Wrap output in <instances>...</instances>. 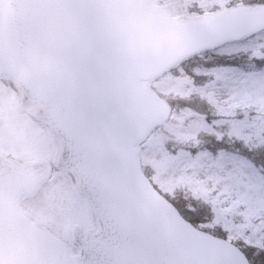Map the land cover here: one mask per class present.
<instances>
[{
    "label": "water",
    "instance_id": "1",
    "mask_svg": "<svg viewBox=\"0 0 264 264\" xmlns=\"http://www.w3.org/2000/svg\"><path fill=\"white\" fill-rule=\"evenodd\" d=\"M262 29L264 6L172 17L148 0H0V72L49 121L59 164L107 229L75 234L80 252L68 255L17 212L34 170L3 163L0 264H213L210 242L224 240L193 228L139 172L135 145L166 116L141 80Z\"/></svg>",
    "mask_w": 264,
    "mask_h": 264
},
{
    "label": "rangeland",
    "instance_id": "2",
    "mask_svg": "<svg viewBox=\"0 0 264 264\" xmlns=\"http://www.w3.org/2000/svg\"><path fill=\"white\" fill-rule=\"evenodd\" d=\"M148 6L165 7L172 17H197L235 7L264 6V1L149 0ZM251 45H264V29L241 40L214 47L217 52L213 60L229 63L234 57L240 56L249 63L260 62L259 59H252L251 52L245 51ZM204 60L207 65L198 69L194 82L182 70H179L176 76L171 75L175 66L142 82L165 103L168 119L172 116L170 103L176 104L177 101L190 96L206 102L209 108L205 113H199L176 107L173 120L170 123L162 122L161 125L165 126L160 132L148 134L138 144L136 155L146 171L145 178L163 197L169 202L178 199L183 202L180 203L182 206L192 210L195 209L194 205L207 207L202 209L208 220L201 222L197 229L216 231L222 240H226L227 235L238 229L264 225V212L251 207L242 194L225 191L223 182H218L217 171L212 167L213 160L221 152H225L253 162L257 169L262 168L257 165L263 164L261 160L255 162L258 150L246 151V142L242 137L248 135L247 125L258 124V118L264 117V90L258 85H253L251 81L242 83V74L262 71L264 66L261 65L257 69L232 65L217 66L209 65L208 57ZM222 71L231 79L217 80V74ZM0 96L3 97V93ZM25 106L30 107L29 104ZM23 109L26 119L32 117L26 107ZM44 123L37 124L39 127L29 123L25 127L27 134L24 136V146L19 147L20 151L28 146L38 151V147L44 146L40 143L45 139L44 134H37V130L42 132V129L38 128L46 127ZM250 131L255 134L258 129L253 128ZM166 142H174L176 146L167 147ZM232 142L236 143L238 148L232 147ZM47 149H40V154L48 153ZM250 155L254 159L247 157ZM226 163L230 168L231 162ZM62 189L68 204L60 211L59 203L52 195ZM19 201L20 199L18 203ZM21 207L26 209L27 215L35 219L36 223L43 225L57 239L65 242L71 254L77 253L78 247L69 236L70 227L77 224L85 229L94 224L93 219H90L93 218L90 207L81 195L73 175L71 180H68L62 173L57 172L45 179L33 193L24 197ZM175 210L183 218L176 208ZM222 232L225 235H221Z\"/></svg>",
    "mask_w": 264,
    "mask_h": 264
},
{
    "label": "snow or ice",
    "instance_id": "3",
    "mask_svg": "<svg viewBox=\"0 0 264 264\" xmlns=\"http://www.w3.org/2000/svg\"><path fill=\"white\" fill-rule=\"evenodd\" d=\"M245 51L252 53V59H259L264 64V45H251ZM242 75V83L251 81L264 90V70ZM228 79L231 78L225 76L223 71L217 74V80ZM258 119V124L247 125L248 135L242 137L246 142V151L264 150V117ZM253 128L258 129L255 134L250 131ZM227 161L231 162L230 168ZM212 167L217 171L218 182H223L225 191L242 194L251 207L264 212V169H257L253 162L239 155L225 152L213 160ZM210 246L215 253L213 264H257L258 261H264V225L238 229L227 235L225 241H211Z\"/></svg>",
    "mask_w": 264,
    "mask_h": 264
},
{
    "label": "flooded vegetation",
    "instance_id": "4",
    "mask_svg": "<svg viewBox=\"0 0 264 264\" xmlns=\"http://www.w3.org/2000/svg\"><path fill=\"white\" fill-rule=\"evenodd\" d=\"M2 93L4 96H0V161L14 162L22 165L43 164L46 168L47 175L36 184L35 188L41 186L45 179L50 178L57 172L62 173L64 178L71 180L73 174L71 169L58 164L59 161L57 158V152L59 150V145L49 122L45 118L36 115L33 108L25 106L23 104L21 91L13 79L6 74L0 73V95ZM25 107L28 109L27 111H30V115L32 117L27 119L24 117L23 108ZM29 123L31 126L33 125L35 127H39L42 123L46 126L44 128H38L42 129V132L37 130V134L42 133L45 136V139L40 142L44 146L38 147V151L30 149L29 146L26 149H21V151L19 150L20 145L24 146V136L27 134L25 127H27ZM43 147H46V149L48 148L47 151L49 152L41 155V151L39 150ZM35 188L31 193L35 191ZM63 193L64 189H62V191L58 190L52 195V197L58 201L60 211H62L68 204L67 197ZM80 193L84 197L81 190ZM26 196L28 195L20 197V201L18 203L19 210L29 220L35 222V219H32L27 215L26 209L23 210L21 207V201L24 200V197ZM73 228L78 229L77 227ZM73 228L72 232L69 234L72 241V233L73 230H75ZM85 229L90 230L89 228Z\"/></svg>",
    "mask_w": 264,
    "mask_h": 264
},
{
    "label": "trees",
    "instance_id": "5",
    "mask_svg": "<svg viewBox=\"0 0 264 264\" xmlns=\"http://www.w3.org/2000/svg\"><path fill=\"white\" fill-rule=\"evenodd\" d=\"M249 1H254V0H249ZM264 1V0H261ZM217 52V49H210V50H206L203 51L202 53H198L196 55H192L189 56L183 60H181L180 62H178L175 65V68L172 69L171 75L176 76L175 74L179 71L182 70V72L187 75L188 77H190L192 79V81L197 77V71L199 68H201L202 66H206L207 64L205 63V58H209V65H217V66H226V65H232L235 67H240V68H250L252 67V65H255V69L259 68L261 65L264 66V64H261V62H247L244 61V57H240V56H236L233 58L232 61H230L229 63H220V60H213L215 53ZM204 60V61H203ZM253 68V67H252ZM194 82V81H193ZM192 96H190L189 98H185L184 100L181 101H177L176 104H172V102L170 103L171 106V111H172V116L169 117L168 122L170 123L173 120V115L175 112L176 107L178 108H187L190 110H194V111H198L199 113H205L208 110V106L206 105V102L203 103V101H199L198 99H194V96L191 98ZM179 97H177L178 99ZM180 100V99H178ZM166 123V124H167ZM165 125H157L155 126L153 129L150 130V132L148 133L149 135L153 134L154 132H160L163 127ZM233 139H231L232 141ZM166 146L169 147H175L176 144L173 142H166ZM232 147H236L238 148V145L236 143H231ZM243 151V150H242ZM247 157H251L252 159H254L252 157V155L247 156ZM257 158V157H256ZM258 160H264V150H258V158L256 159L255 162H259ZM263 164H257L258 166H262L261 169H264V162H262ZM143 173L145 175L146 171L143 169ZM163 196V195H162ZM165 198V197H164ZM166 199V198H165ZM168 201V199H167ZM170 203L178 210V212L182 215L183 219H185L187 222H189L191 225H193L195 228H197V226L201 223L204 222L206 220H208V216L205 214L204 215V210L202 208H207V207H203L201 205H194L193 203H191V205H194L195 209H191L189 207L186 206H182L183 203L182 201H178L177 200H172L170 201ZM191 209V211H190ZM206 232V231H204ZM216 231H207L206 233L211 234L213 236L216 237H220L219 235H217V233H215ZM221 238V237H220ZM257 264H264V261H258Z\"/></svg>",
    "mask_w": 264,
    "mask_h": 264
},
{
    "label": "bare ground",
    "instance_id": "6",
    "mask_svg": "<svg viewBox=\"0 0 264 264\" xmlns=\"http://www.w3.org/2000/svg\"><path fill=\"white\" fill-rule=\"evenodd\" d=\"M3 163L4 162L0 161V172L6 171L5 166L2 165ZM27 173L29 174V171H27ZM42 173H43L42 167L38 166L37 170L36 171H33V174L31 175V177H30V175L29 176L28 175H25V176L22 175L23 176V180H24V182H26L30 186L31 185V182L33 180H35V178L37 179ZM0 174H3V173H0ZM27 223H29V222H27ZM29 224H31V223H29ZM98 228H99V226L96 227V230L94 231V233L97 232V231H98L97 234H100V233L102 234L104 232H107V229L104 227V225H103L102 222H101V232H100V229L98 230ZM34 229H33V232L32 233H33L34 236H36L37 230L36 229L34 230ZM109 232L110 233H113V231H109ZM82 233L83 232H80L77 229L75 230L76 236L81 237L83 235Z\"/></svg>",
    "mask_w": 264,
    "mask_h": 264
}]
</instances>
